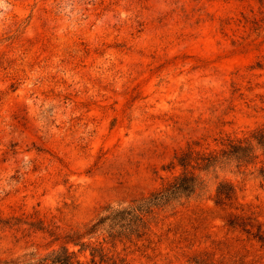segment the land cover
Segmentation results:
<instances>
[{"label": "rangeland", "instance_id": "374dc122", "mask_svg": "<svg viewBox=\"0 0 264 264\" xmlns=\"http://www.w3.org/2000/svg\"><path fill=\"white\" fill-rule=\"evenodd\" d=\"M262 20L257 0H0V264L60 245L23 222L83 229L179 174L187 146L264 125ZM262 164L201 172L141 238L90 239L94 264H264Z\"/></svg>", "mask_w": 264, "mask_h": 264}, {"label": "trees", "instance_id": "16d2710c", "mask_svg": "<svg viewBox=\"0 0 264 264\" xmlns=\"http://www.w3.org/2000/svg\"><path fill=\"white\" fill-rule=\"evenodd\" d=\"M257 1L264 8V0ZM263 154L264 125L249 130L239 137L227 136L220 148L210 151L194 150L187 146L175 157L176 165L180 167L179 174L146 197L132 200L127 204L106 205L83 229L71 230L61 235L48 226L40 227L42 220L23 222L28 228L36 227L35 229L45 230L52 237V242L60 241V245L36 260L32 258L10 259L1 264H86L77 256V253L86 251L89 252L92 264L97 262L96 259L99 263L105 262L106 253L90 239L102 235L103 242L114 244L122 240H131L133 237L141 238L147 229L150 215L156 209L164 208L181 199H187L205 188V180L201 172L214 170L231 163H235L236 166L255 164L259 156ZM258 172L264 179L263 164ZM233 195L232 186L220 182L215 189L214 201L217 204H225L226 201L232 199ZM11 220L0 219V223L8 225ZM229 225L234 226V220H229ZM259 238L262 239L261 236ZM75 246H78L77 250L72 248Z\"/></svg>", "mask_w": 264, "mask_h": 264}]
</instances>
